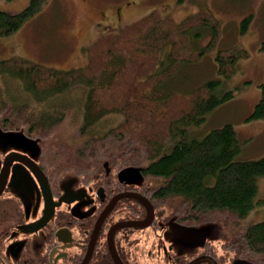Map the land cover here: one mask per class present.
Here are the masks:
<instances>
[{"label": "trees", "instance_id": "obj_1", "mask_svg": "<svg viewBox=\"0 0 264 264\" xmlns=\"http://www.w3.org/2000/svg\"><path fill=\"white\" fill-rule=\"evenodd\" d=\"M44 1L29 0L15 13L0 10V37L15 32ZM196 3L200 11L181 22L151 11L98 35L82 49L86 63L79 67L59 69L17 55L0 58V128L36 141L40 158L52 162L55 170L74 171L78 158L92 160L86 154H103L112 171L137 170L140 193L150 200L155 220L171 217L187 226L231 222L227 227L231 235L222 243L225 250L252 264H264V218L244 220L260 202L264 155L239 158L240 143L230 122L211 127L201 137L191 131L229 100L232 90L220 89L218 78L185 91L163 88L180 65L196 62L217 38L216 18L202 0ZM206 22L211 40L195 48L197 32L192 30ZM260 48L264 50V39ZM246 55L238 45L219 50L217 73L230 78L237 60ZM5 77L12 82L11 89L18 87L17 93L2 82ZM261 86V98L250 117L264 115ZM72 89L82 90L79 123L68 138H56L67 119L66 105L46 103ZM109 112H119L121 118L97 129ZM170 140L174 142L170 151L159 155ZM140 208L145 214L141 204ZM221 262L226 264L223 258Z\"/></svg>", "mask_w": 264, "mask_h": 264}, {"label": "rangeland", "instance_id": "obj_2", "mask_svg": "<svg viewBox=\"0 0 264 264\" xmlns=\"http://www.w3.org/2000/svg\"><path fill=\"white\" fill-rule=\"evenodd\" d=\"M202 1L206 7L204 9L217 20V38L212 47L196 62L180 65L178 71L164 81L163 88H178L180 91H185L203 80L220 79V89L232 90V97L210 112L205 120L191 131L197 137H201L211 127L230 122L236 130L240 143L241 150L238 157L258 158L264 155V115L250 117V114L261 98V85L264 84V50L260 48V43L264 39V0ZM28 2L29 0H0V10L15 13L23 9ZM151 11H157L174 22H181L184 17L200 11V6L196 0H45L41 8L15 32L0 37V54H2L0 58L17 55L59 69L79 67L86 63V54L82 49L98 35L139 19ZM206 23L207 25L197 26L192 30L194 33L197 32L196 38L192 41L195 48L204 46L211 40L210 23ZM233 45L245 49L247 55L237 60V69L230 78H223L216 71L215 55L219 50ZM2 82L6 83L14 93L19 90L16 85H14L16 90L11 89L12 82L6 77ZM81 91L72 89L47 101V105H66L68 113L67 119H64L62 125L58 127L56 138H68L74 129L73 126L79 123L77 119L80 116L78 104ZM120 118L119 112H109L95 127L97 129L109 127ZM19 140L30 139L19 131H4L0 128V151L7 146L16 145ZM32 141L37 147V142ZM173 143V140L166 143L159 155L168 153ZM86 156L91 157L92 160L84 161L78 158L77 163H73L74 171H58L86 176L90 165L95 166L94 171L105 168L102 162L108 165L103 154H86ZM44 162L48 166H53L50 161L44 159ZM258 197L260 202L244 217L246 222H256L264 218V177L258 182ZM157 220L159 226L156 230L146 228L141 231L146 239L144 251L147 249L153 251V245L156 248L157 244L173 247L175 238H179L200 242L199 246H185L186 250L197 252L204 242H209L219 254H222L227 264H250L247 260L238 257L235 252L225 250L222 246L231 235L227 228L231 226V222L187 226L177 223L171 217L167 219L160 217ZM149 261L148 259L145 263Z\"/></svg>", "mask_w": 264, "mask_h": 264}, {"label": "flooded vegetation", "instance_id": "obj_3", "mask_svg": "<svg viewBox=\"0 0 264 264\" xmlns=\"http://www.w3.org/2000/svg\"><path fill=\"white\" fill-rule=\"evenodd\" d=\"M102 165L105 170L96 171L90 165L86 176L64 174L40 158L38 144L36 147L32 140L3 148L0 264H82L85 259L83 264H187L202 256L219 264L223 256L209 242L192 252L186 250L183 239L175 238L173 247L157 244L153 251H144L146 239L141 231L156 230L159 220L154 214L148 226L125 225L139 222L146 214L142 202L132 196L118 198L97 227L101 212L113 197L140 194L141 188L137 170L112 171L106 162ZM191 242H198L191 246L200 245ZM204 263L209 264H198Z\"/></svg>", "mask_w": 264, "mask_h": 264}, {"label": "water", "instance_id": "obj_4", "mask_svg": "<svg viewBox=\"0 0 264 264\" xmlns=\"http://www.w3.org/2000/svg\"><path fill=\"white\" fill-rule=\"evenodd\" d=\"M13 154H17V153H13ZM8 157H11V154ZM130 169L131 168H125L124 171L127 172V171H130ZM124 196H132V197L137 198L138 200H140V202H142V204L145 206V209H146V214H145V217L143 219H140L139 222L124 223L125 225L126 224L127 225L135 224V225H140V227H145V226H148V225H150L152 223V219L154 217V211H153V206H152L150 200L145 195H143L141 193L140 194H138V193H122V194H118L115 197H113L111 199L110 203L108 204V206L104 209V211L101 212L100 217L98 218L97 227L99 226V223H100L101 219L104 217V215L107 213V211L113 205V203L118 198L124 197ZM118 225H122V224H118ZM115 227L116 226H114L113 229ZM181 241L184 242L186 245H189V246L198 244V242L197 243H193L191 241H184V240H181ZM85 261H86V259L82 262V264ZM200 262H208L210 264H217L216 261L210 256H202V257L195 258V259L191 260L190 262H188L187 264H198Z\"/></svg>", "mask_w": 264, "mask_h": 264}, {"label": "crops", "instance_id": "obj_5", "mask_svg": "<svg viewBox=\"0 0 264 264\" xmlns=\"http://www.w3.org/2000/svg\"><path fill=\"white\" fill-rule=\"evenodd\" d=\"M0 55H2V54H0ZM7 55H9V54L7 53ZM7 55H6V56H7Z\"/></svg>", "mask_w": 264, "mask_h": 264}]
</instances>
